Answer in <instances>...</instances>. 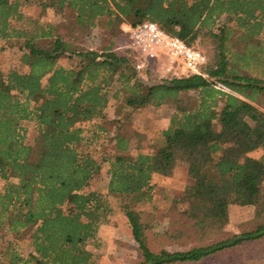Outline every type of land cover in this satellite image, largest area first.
I'll use <instances>...</instances> for the list:
<instances>
[{"label":"trees","instance_id":"trees-1","mask_svg":"<svg viewBox=\"0 0 264 264\" xmlns=\"http://www.w3.org/2000/svg\"><path fill=\"white\" fill-rule=\"evenodd\" d=\"M48 10L63 21L44 22ZM145 22L191 47L210 43L201 74L142 79L151 68L119 49L123 26ZM263 32L264 0H0V44L22 51L28 69L0 71V264H95L87 244L118 212L140 264H221L219 255L264 243ZM169 106L167 129L131 128L136 113ZM179 164L190 182L166 214L182 249L155 252L143 208L157 210L159 182ZM231 206L255 208L252 230L227 235ZM25 240L31 252L20 250Z\"/></svg>","mask_w":264,"mask_h":264},{"label":"rangeland","instance_id":"rangeland-1","mask_svg":"<svg viewBox=\"0 0 264 264\" xmlns=\"http://www.w3.org/2000/svg\"><path fill=\"white\" fill-rule=\"evenodd\" d=\"M43 21L46 23L58 24L63 21V18L53 10H48ZM130 27L131 26L126 23L123 26V29L129 31ZM98 35L97 31L94 32L93 37L87 41L86 45L96 49L99 45ZM258 42L264 46V32L259 35ZM3 46H5L4 43H2V45L0 44V71L5 74H8L14 69L20 70L21 72H27L28 69L21 65L23 52L18 48H3ZM193 47L202 51L207 56L209 62L212 49L210 43L204 41L203 38H200ZM120 52L125 54L126 49H121ZM65 64V61H63L62 65ZM160 67L161 65L153 64L149 70L151 74L150 79L145 72H140L141 78L145 81L161 80L164 73L163 71L160 72ZM174 112V106L159 110L148 109L136 113L129 123L131 128L140 134H143L146 131L147 125H151L158 130H165L168 128ZM116 113L115 107L108 109V120L117 119L118 117ZM108 120L101 121V124L105 125L109 130H112V127L109 126ZM24 125L29 130L27 134V143L31 144L36 133L34 132L32 125ZM137 142L138 139L136 137L131 141V152L134 155L139 153V151L136 150ZM110 150L112 151L113 148L111 147ZM140 152H149L147 142L142 144V150ZM262 154V151H258L252 156L259 158ZM189 182L190 179L188 177L187 167L184 164H179L172 177L161 179L159 182L154 202L157 206V210H154V205L150 204H147L143 208L145 214H150L148 218L147 215L144 214V218L148 219L149 224L152 226L148 231V238L150 247L153 251L158 252L164 249L173 251L182 249L180 243L176 244V241L170 240L169 235H174L177 230L175 221L167 216L166 209L176 197L183 193L184 187ZM106 183V176L103 174L94 179L92 187L99 189ZM111 201L116 206V200L111 199ZM254 218L255 208L231 206L230 225L227 229V235L233 236L235 234H241L252 230L255 226ZM2 236L3 232H0V239ZM19 248L26 253L32 251L29 240L19 242ZM87 249L96 255L95 264H140L142 260L139 245L132 237L130 224L122 212H118L114 216H111L108 223L99 228L97 237L87 244ZM216 259L221 264H264V243L252 244L251 247L245 250L237 248L217 256Z\"/></svg>","mask_w":264,"mask_h":264},{"label":"built area","instance_id":"built-area-1","mask_svg":"<svg viewBox=\"0 0 264 264\" xmlns=\"http://www.w3.org/2000/svg\"><path fill=\"white\" fill-rule=\"evenodd\" d=\"M126 49L136 57L139 71L151 68L163 57L169 61L163 78L200 75L208 63L207 56L178 37L164 32L156 23L145 22L129 29V41L119 50Z\"/></svg>","mask_w":264,"mask_h":264},{"label":"crops","instance_id":"crops-1","mask_svg":"<svg viewBox=\"0 0 264 264\" xmlns=\"http://www.w3.org/2000/svg\"><path fill=\"white\" fill-rule=\"evenodd\" d=\"M168 63H169V61L166 60L165 57H163L162 59H160L159 61H157L155 64H157V65H161V67H160V68H161L160 72H162V71L167 67Z\"/></svg>","mask_w":264,"mask_h":264}]
</instances>
